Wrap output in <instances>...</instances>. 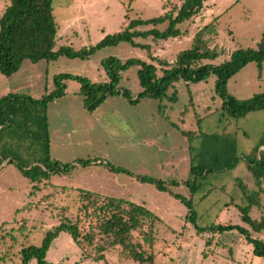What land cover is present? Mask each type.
<instances>
[{"label":"rangeland","instance_id":"1","mask_svg":"<svg viewBox=\"0 0 264 264\" xmlns=\"http://www.w3.org/2000/svg\"><path fill=\"white\" fill-rule=\"evenodd\" d=\"M184 2L53 0L54 16L59 26L55 50L62 46L74 50L91 48L105 36L125 30L131 20L177 15ZM8 5L9 0H0V17ZM206 25H211L209 34L205 36L209 39L208 47L217 51L219 56L202 64L219 65L239 49L256 50L264 38V0H206L199 16L177 26L181 32L179 37L163 41H155L152 37L136 39V42L151 46L154 60L149 58L146 49L128 43L98 50L86 59L61 57L56 61L37 63L26 60L10 77L0 72V99L13 94L42 98L55 89L54 78L61 73L105 82L102 61L109 57H117L123 63L132 58L150 62L161 76L165 67L159 64L158 59L174 63L180 52L193 46L195 36ZM167 28L168 22H165L157 26H142L139 30L165 31ZM138 72L139 67L132 66L121 73L119 87L128 90L132 99L143 91ZM215 85L216 76L213 74L202 82L187 83L180 79L162 100L144 97L131 104L116 95L90 113L84 107L80 85L67 81L66 96L49 106L48 119L56 140L50 152L53 159L63 157L64 162L70 163L76 159H102L136 176L176 181L178 184L170 186L169 192H160L154 185L141 183L135 176L113 173L104 165H94L93 162L87 167L73 169L67 175H52L43 180L40 189H35L30 196L33 186L14 165H9L0 171V188L8 190L5 194L0 192V226L12 225L0 228L2 263L20 264L21 247L30 243L40 244L44 231L59 224L63 218L76 221L80 195L75 190L85 189L129 200L153 211L158 219L153 246L145 243L138 234H134V242L139 244V249L146 251L147 256L154 254V264H264V257L254 256L253 246L237 231L197 234L187 219V207L172 195L178 194L193 202L200 227L224 223L249 229L241 220L238 206L247 207L249 194L258 191V187L243 159L235 169L199 178V188L195 193L185 184L191 178L190 150L199 148L205 135H233L240 156L249 154L264 136V110L244 117L228 114L223 109V100L215 92ZM228 91L241 101L263 94L264 63L261 70L255 62L243 68L229 80ZM174 92L176 100L170 102L168 97ZM60 144L71 147L61 148ZM13 146L14 155L23 163H32V159L38 157L37 154L32 155L27 144L21 147L13 143ZM27 203L33 207L21 209ZM67 205L70 211L65 212ZM63 212L66 215L63 216ZM250 216L254 220L264 216V194H261V206H254ZM21 219L17 225L13 223ZM83 220V233H96L94 241L86 245V251L81 250L69 234L61 233L48 252L49 262L139 264L118 247L107 248L102 259L96 260L99 257L97 249L109 245L110 240L98 234L96 227L100 220L92 223L89 218ZM253 236L264 240V232L253 233ZM208 240L210 245L206 246Z\"/></svg>","mask_w":264,"mask_h":264},{"label":"trees","instance_id":"2","mask_svg":"<svg viewBox=\"0 0 264 264\" xmlns=\"http://www.w3.org/2000/svg\"><path fill=\"white\" fill-rule=\"evenodd\" d=\"M205 1L185 0L177 15L174 16L167 14L151 20H131L125 30L105 36L91 48L74 50L69 46H62L55 50L59 26L54 16L53 0H9V5L0 17V72L10 77L19 71L26 60L37 63L43 60L56 61L61 57L86 59L98 50L115 47L121 43L146 49L149 58L154 60L156 58L151 54V46L136 42V39L152 37L155 41H163L179 37L181 32L177 26L199 16L204 9ZM165 22H168V28L165 31L139 30L142 26H157ZM210 27L211 25L203 27L195 36L193 46L180 52L174 63L158 59L159 64L165 67L161 76H158L157 67L150 62L132 58L123 63L117 57H109L102 61V67L106 73L105 82H93L87 77L61 73L54 78L55 89L42 98L35 99L24 94H13L0 99V167L5 162L14 165L33 186L30 196L35 189H40L43 180H48L52 175H67L76 166L87 167L97 161H100L110 172L135 176L141 183L154 185L160 192H169L170 186H175L178 182H166L149 176H136L129 170L102 159H76L71 163L53 159L50 156L49 106L66 96V82L70 80L80 85L84 107L88 112L93 113L108 98L116 95L122 96L131 104L139 102L144 97L162 100L176 81L181 79L187 83L202 82L213 74L216 76L215 92L223 100V109L228 114L244 117L248 113L264 110V93L241 101L228 91L229 80L250 63L255 62L261 70L264 63V38L256 50L239 49L222 64H202L203 61L214 60L219 56L217 51L208 47L209 39L205 38L206 34H209ZM132 66L139 67L138 79L143 90L136 99H132L128 90L119 87L121 73ZM168 99L170 102H175L176 92ZM13 143L21 147L27 144V147L32 149V155L37 154L38 157L33 158L32 163H23L19 157L14 155L11 148L14 147ZM237 145L235 137L229 133L205 135L201 146L192 147L190 150L191 178L185 184L192 193H195L199 188V178L211 173L235 169L239 161L243 159L258 187V191L249 194L250 204L247 207L238 206L241 220L249 226V229L224 223L200 227L198 225L199 216L194 210L193 202L181 195H172L187 207V219L194 225L197 234L202 235L206 232L222 234L237 231L253 246V255L262 258L264 257V240L254 237L253 233L264 232V216L260 220H254L250 215L254 206H261V194H264V136L258 146L247 155L240 156ZM75 191L80 195V206L76 208V221L66 219L65 216L66 218H63L59 224L44 231L40 244L30 243L21 247L20 264H32L33 261L36 264H52L47 259L48 252L61 233L69 234L73 242L81 250L86 251V245L94 241L96 233L94 231L83 233L81 223L85 217L89 218L91 223L100 220L99 226L96 227L98 234L110 240L109 245L97 249L99 257L96 260L102 259L107 248L118 247L123 253L128 254L131 260L139 264H154V254L147 256L146 251L139 249V244L134 242V234H138V237H142L145 243L153 246L158 219L151 209L129 200L85 189ZM244 191L247 192L246 189ZM32 207L31 203H27L21 209L26 210ZM63 211H70V206L64 207ZM65 212L63 216L66 215ZM22 220L19 222L15 220L13 223L17 225ZM7 226L12 225L3 224L0 228ZM13 227L15 229V225ZM209 245L208 240L206 246ZM83 255L87 258L85 253ZM2 260L3 257L0 256V264H3Z\"/></svg>","mask_w":264,"mask_h":264},{"label":"crops","instance_id":"3","mask_svg":"<svg viewBox=\"0 0 264 264\" xmlns=\"http://www.w3.org/2000/svg\"><path fill=\"white\" fill-rule=\"evenodd\" d=\"M57 102V101H56ZM55 102V103H56ZM50 109V108H49ZM53 112V111H52ZM49 129H50V140H51V143H50V145H51V147H50V152L52 153V150L54 149V147H55V144H56V140H55V137H54V134H53V126L51 125V122H49ZM58 139V138H57ZM60 147L61 148H67V147H71L70 145H68V146H65V147H63V144H60ZM55 160H57V161H60V162H63V163H70V162H64L63 161V157H55L54 158ZM101 164V162L100 161H97V162H94V165H100ZM10 164H8L7 162H5L4 164H3V166H2V169H0V171H2V170H4V169H7L8 168V166H9ZM80 166H76V168L78 169ZM75 168V169H76ZM81 168V167H80ZM114 175V174H113ZM109 180H110V178H109ZM6 191H8L7 190V188H0V192H1V194H5L6 193ZM95 191V190H94Z\"/></svg>","mask_w":264,"mask_h":264},{"label":"built area","instance_id":"4","mask_svg":"<svg viewBox=\"0 0 264 264\" xmlns=\"http://www.w3.org/2000/svg\"><path fill=\"white\" fill-rule=\"evenodd\" d=\"M205 236H208L207 234H205Z\"/></svg>","mask_w":264,"mask_h":264}]
</instances>
